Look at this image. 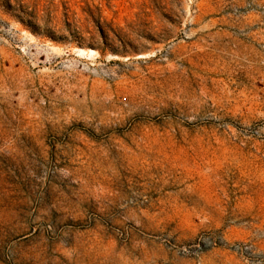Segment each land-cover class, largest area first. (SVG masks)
Listing matches in <instances>:
<instances>
[{"label": "rangeland", "instance_id": "1", "mask_svg": "<svg viewBox=\"0 0 264 264\" xmlns=\"http://www.w3.org/2000/svg\"><path fill=\"white\" fill-rule=\"evenodd\" d=\"M0 264H264V0H0Z\"/></svg>", "mask_w": 264, "mask_h": 264}]
</instances>
